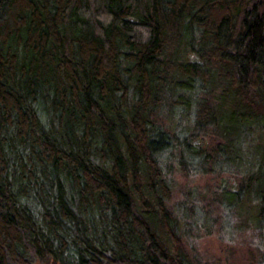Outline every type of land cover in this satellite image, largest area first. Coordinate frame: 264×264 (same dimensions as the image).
Here are the masks:
<instances>
[{
	"label": "trees",
	"instance_id": "obj_1",
	"mask_svg": "<svg viewBox=\"0 0 264 264\" xmlns=\"http://www.w3.org/2000/svg\"><path fill=\"white\" fill-rule=\"evenodd\" d=\"M192 161L264 222V0H0V264H208Z\"/></svg>",
	"mask_w": 264,
	"mask_h": 264
},
{
	"label": "rangeland",
	"instance_id": "obj_2",
	"mask_svg": "<svg viewBox=\"0 0 264 264\" xmlns=\"http://www.w3.org/2000/svg\"><path fill=\"white\" fill-rule=\"evenodd\" d=\"M249 137L256 143L255 132ZM243 149L240 158L257 157L252 147ZM186 166V172L174 168L169 175L178 231L191 252L208 264H264V222L256 218L259 203L243 196L227 207L214 196L219 183L233 185L240 172L226 167L197 169L193 161Z\"/></svg>",
	"mask_w": 264,
	"mask_h": 264
}]
</instances>
